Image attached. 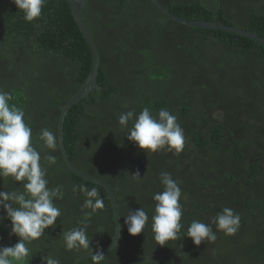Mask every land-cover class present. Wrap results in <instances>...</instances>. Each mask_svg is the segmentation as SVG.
Masks as SVG:
<instances>
[{
  "label": "trees",
  "instance_id": "obj_1",
  "mask_svg": "<svg viewBox=\"0 0 264 264\" xmlns=\"http://www.w3.org/2000/svg\"><path fill=\"white\" fill-rule=\"evenodd\" d=\"M191 21H218L264 38V0H159ZM100 53L98 83L68 112L64 143L69 158L87 174L113 189L121 225L143 207L145 230L132 236L124 226L120 244L104 253L101 264H264V46L226 31L194 28L162 12L150 0H88L82 11ZM92 66L88 44L74 19L70 0H46L42 16L26 22L12 0H0V90L25 112L32 144L47 168L48 187L63 185L54 200L61 216L38 240L30 255L13 264H42L41 256L74 264L82 255L107 247L115 216L107 191L75 175L59 147L39 140L41 129L58 136L61 112L80 90ZM144 107L177 117L185 146L176 154L139 149L121 129V112ZM132 122H129L131 127ZM45 155L56 157L48 164ZM253 159H259L253 161ZM139 171L141 180L133 175ZM168 172L181 188L179 238L159 246L151 217L153 194L162 191L160 174ZM96 188L105 207L89 218L87 250H67L63 234L85 219V197L74 185ZM0 191H23L20 182L0 178ZM224 207L240 216L233 235L212 224L214 242L196 246L186 237L193 220L211 224ZM6 213L0 211V217ZM10 221L0 224V247L13 246ZM81 264H92V257Z\"/></svg>",
  "mask_w": 264,
  "mask_h": 264
},
{
  "label": "clouds",
  "instance_id": "obj_2",
  "mask_svg": "<svg viewBox=\"0 0 264 264\" xmlns=\"http://www.w3.org/2000/svg\"><path fill=\"white\" fill-rule=\"evenodd\" d=\"M12 3L23 13L26 22H34L42 16L46 0H12ZM10 100V93L0 90V178L11 177L15 182H20L23 191H0V211L6 213L0 217V224L5 219L10 221V235L19 237L13 246L0 247V264L23 262L29 257L31 250L27 244L41 238L46 229L56 224L61 210L54 200L64 197L63 185L48 187L47 168L42 166L41 153L32 144V128L25 122V112L10 104ZM118 123L121 129L127 130V139L147 154L165 148L179 154L184 149V131L177 117L166 109H161L156 115L148 107H144L139 114L134 110L121 112ZM39 140L51 151L58 148V136L48 128L41 129ZM43 159L50 165L56 163L53 155H45ZM133 176L141 180L139 171ZM160 183L163 190L153 194L155 214L151 217V229L155 242L159 246H166L169 241L179 238L183 227V207L180 203L182 191L168 172L160 174ZM72 190L84 195L82 208L91 211L85 212V219L80 221L81 226L64 233L63 239L67 250H87L91 243L87 235L89 218L103 210L105 204L96 188L89 189L81 184L74 185ZM148 221L149 216L143 207L130 210L120 229L127 226L128 233L136 236L145 230ZM212 224L225 235H233L240 226V216L233 209L224 207L211 224L193 220L186 237L196 246L205 241L214 242L217 235ZM104 258L102 251H96L92 255V264H101ZM41 259L42 264H60L58 259L48 255L42 254Z\"/></svg>",
  "mask_w": 264,
  "mask_h": 264
},
{
  "label": "water",
  "instance_id": "obj_3",
  "mask_svg": "<svg viewBox=\"0 0 264 264\" xmlns=\"http://www.w3.org/2000/svg\"><path fill=\"white\" fill-rule=\"evenodd\" d=\"M87 1L88 0H70V4H71L72 13H73L74 19L77 23V26H78L79 30L81 31L82 35L84 36V38L88 44V47L90 49L91 58H92V66H91L89 76L86 79V81L84 82V84L82 85V87L80 88V90L71 98V100L65 105V107L63 108V110L61 112L59 123H58V141H59V147L61 150L62 157H63L65 163L67 164L68 168L75 175H77L79 178H81L87 182L102 186L108 193V198L111 201L114 216H115V233H114V236H113L111 243L107 247L96 250V251H102L104 254V253L116 248L120 244V239H121V232H122V230L120 229L121 216H120L118 202H117L115 193H114L112 187L105 180L98 178V177H95L93 175L87 174L84 171H82L80 168L75 166L74 163L71 161V159L68 156V153H67V150L65 147V143H64V122H65V119H66L68 112L71 110V108L73 106L77 105L81 100H83L87 95L92 93L94 90H101L102 89V86L98 83V76H99V72H100V63H101L100 53H99L97 44L95 42V39L93 38L91 32L87 28V26L83 20V17H82V11H83ZM150 1H152L168 17H170L171 19H173V20H175L181 24L191 26L194 28H202V29L220 30V31L230 32L233 34H237L240 36L250 38V39H252V40H254V41H256V42H258L264 46V38L254 34L252 32H249V31H246V30H243L240 28L224 25L218 21H203V20L191 21L188 19H184V18L177 16L176 14L172 13L170 10H168L159 0H150ZM256 160H259V159H253L252 162L256 161ZM96 251L89 252V253H86V254L80 256L74 262V264H81V262L83 260H85L86 258L92 257V255L95 254Z\"/></svg>",
  "mask_w": 264,
  "mask_h": 264
}]
</instances>
